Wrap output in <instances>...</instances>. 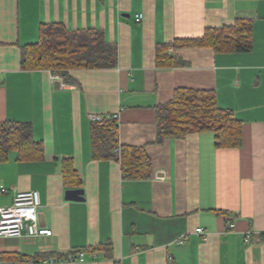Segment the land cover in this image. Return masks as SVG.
I'll return each mask as SVG.
<instances>
[{
    "label": "crops",
    "instance_id": "obj_1",
    "mask_svg": "<svg viewBox=\"0 0 264 264\" xmlns=\"http://www.w3.org/2000/svg\"><path fill=\"white\" fill-rule=\"evenodd\" d=\"M51 24L99 30L117 66L72 70L71 82L23 69V48ZM243 24L248 51L179 45ZM180 88L213 91L241 122L242 146L219 148L210 131L159 141L158 110ZM93 114L117 115L119 146L145 151L149 177L125 178L120 160L94 156ZM5 121L29 123L43 158L14 149L0 161V206L38 191L39 225L53 234L0 237V264L81 250L86 262L59 264H264V0H0ZM70 189L84 199L67 200Z\"/></svg>",
    "mask_w": 264,
    "mask_h": 264
},
{
    "label": "trees",
    "instance_id": "obj_2",
    "mask_svg": "<svg viewBox=\"0 0 264 264\" xmlns=\"http://www.w3.org/2000/svg\"><path fill=\"white\" fill-rule=\"evenodd\" d=\"M251 39V27L243 24L208 30L203 38L180 42L179 45L209 46L217 50L241 52L251 49ZM162 54L158 55L159 62L163 60L160 59ZM172 59L169 58L170 61ZM117 63V47L108 43L99 30L70 31L56 24L43 26L39 41L22 50L23 69L49 70L65 82H71L72 70L114 68ZM94 124L93 153L96 158L115 157L120 160L125 178L150 176V159L145 151L119 146L116 119ZM206 131L215 134L219 148L242 146L241 122L232 111L218 106L213 91L180 88L174 99L158 110L159 141L180 139L189 133ZM118 147L121 148L120 154L115 153ZM14 149L19 150L24 159L43 158L42 143L34 140L29 123L0 122V161L6 160L9 152ZM63 173L67 184L69 178L75 175L68 162L64 165Z\"/></svg>",
    "mask_w": 264,
    "mask_h": 264
},
{
    "label": "built area",
    "instance_id": "obj_3",
    "mask_svg": "<svg viewBox=\"0 0 264 264\" xmlns=\"http://www.w3.org/2000/svg\"><path fill=\"white\" fill-rule=\"evenodd\" d=\"M61 79L60 77H56ZM93 122L105 123L111 119H117V115H99L91 116ZM4 191L1 186L0 193ZM41 206L40 194L36 190L19 192L15 195L12 205L0 206V237H21L24 234L28 236H51L53 231L49 228L41 227L38 222L39 208ZM200 234H205L206 229L200 227L197 229ZM249 239V237H248ZM184 238H180L177 243L183 244ZM87 252L85 250L71 253L68 256H52L43 260V264H59L62 262H86ZM96 258L97 253H93Z\"/></svg>",
    "mask_w": 264,
    "mask_h": 264
},
{
    "label": "water",
    "instance_id": "obj_4",
    "mask_svg": "<svg viewBox=\"0 0 264 264\" xmlns=\"http://www.w3.org/2000/svg\"><path fill=\"white\" fill-rule=\"evenodd\" d=\"M66 199L81 201L84 199V190L83 189H70L66 193Z\"/></svg>",
    "mask_w": 264,
    "mask_h": 264
}]
</instances>
